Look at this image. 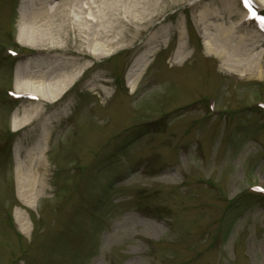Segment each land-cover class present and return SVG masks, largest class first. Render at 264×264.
Returning a JSON list of instances; mask_svg holds the SVG:
<instances>
[{"label":"rangeland","instance_id":"rangeland-1","mask_svg":"<svg viewBox=\"0 0 264 264\" xmlns=\"http://www.w3.org/2000/svg\"><path fill=\"white\" fill-rule=\"evenodd\" d=\"M32 1L0 0V264H264V197L244 192L264 187V35L241 0H151L157 6L144 25L124 11L144 0L78 3L83 20L112 8L111 29L122 39L98 59L83 44L87 65L60 100L42 105L46 118L62 114L47 122L38 200L17 194V161L24 165L39 145L30 125L16 131L13 114L40 102L7 100L6 91L36 80L26 77L28 62L56 60L62 71L71 56L56 50L49 59L18 41ZM253 1L264 10V0ZM222 28L234 32L224 56L206 54L203 39ZM148 49L149 66L131 88L129 67ZM236 51L237 74L224 62Z\"/></svg>","mask_w":264,"mask_h":264},{"label":"bare ground","instance_id":"bare-ground-1","mask_svg":"<svg viewBox=\"0 0 264 264\" xmlns=\"http://www.w3.org/2000/svg\"><path fill=\"white\" fill-rule=\"evenodd\" d=\"M144 1L146 2L138 1L125 4L124 11L130 15L133 23L141 25L146 24L145 17L151 15L152 12L155 11L157 3L150 2L151 0ZM51 2L52 0H38L30 3V7H32L30 13V26L25 27L23 22V25H21V28L23 27L26 29L27 36L20 32L18 37V41L21 44L27 45L31 48L43 49L42 52H40L42 57L55 59L53 51L56 50L69 52V55L71 56V60L68 61L67 64H64L66 67L62 69V71L60 64H58L56 60L48 61L50 66L47 67L43 65L32 66V64L28 62L26 77H34L36 80L32 81L26 79L24 83L17 82L15 84L19 93L32 94L40 98L42 101L40 104H35L33 106V111L31 113L25 111L24 115L19 119L18 112L13 114V123L16 131L23 129L22 127L25 125H30L32 129L31 131L35 133L33 139L37 137L38 140L39 146H37L32 152V157H30L28 162L24 163V165H21L18 160L15 172L17 194L20 198L32 200H38L39 194L45 186L44 181L47 168L45 167L43 160H41V156L45 151L43 143L47 139V122L52 116L62 114V111H59L46 118L42 105L48 104L53 106L54 103L60 100L67 89L73 85L78 77V70L81 71L87 65H82V62L80 63L79 61L88 58V54L97 59L100 56L104 57L105 53H109L111 47L118 44L122 39V31H113L114 26H112L111 29L110 23L114 16L112 8H110V15H105V13L101 12L98 16L96 14H88L89 18L83 20L82 16L84 13L81 11L82 9H79L77 6L78 3H83V0H57V5L53 4V6H50L52 5ZM260 2L262 8H264V1ZM37 4H39L40 8L38 7L39 9H34ZM117 6L120 7L121 5L118 4ZM83 7L84 6H82V8ZM76 8H78V11ZM207 14L208 13L205 12V10L201 11L197 16L198 21L206 19ZM90 25H97L98 28L94 31L91 29ZM68 29L71 30L70 34H74V40L78 41V45L76 44L73 49H68L67 46L68 37L66 33ZM233 33L234 32L231 28H222L221 34L219 35L220 37H207V40L205 36L203 39L204 52L206 54H211L214 57H223L224 50L222 48L233 40L231 38L234 36L232 35ZM112 36L113 39L109 40V37ZM135 37H132V39ZM151 39L152 41L155 40V38ZM235 39V42L237 43L244 41L241 37ZM83 44L89 49L88 54L81 50ZM262 47L263 45L259 46V48ZM183 50L184 47L180 46L176 55L173 56V61H175L174 64H179L178 61H182L181 55ZM238 54H240V52L236 51L235 58L227 56L226 61H224L225 68L231 72L233 71L235 74L241 72L242 69V65L240 64L241 59L237 57ZM151 56L152 52L148 49L141 57L135 59L126 74L129 87L134 88L136 82L140 79L141 75H139V73L149 66L148 61H151V59H149ZM46 58H41L40 60H42V62L40 64L47 62ZM254 62L258 66L261 64L258 60ZM95 89L98 90V92H101V88L96 85ZM20 153L21 152L18 151L19 156Z\"/></svg>","mask_w":264,"mask_h":264}]
</instances>
